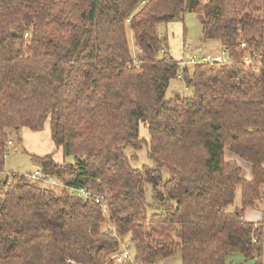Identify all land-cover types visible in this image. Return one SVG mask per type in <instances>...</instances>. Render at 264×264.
Masks as SVG:
<instances>
[{
    "label": "trees",
    "instance_id": "1",
    "mask_svg": "<svg viewBox=\"0 0 264 264\" xmlns=\"http://www.w3.org/2000/svg\"><path fill=\"white\" fill-rule=\"evenodd\" d=\"M263 6L0 0V176L22 128L48 127L61 158L35 157L37 177L0 178V264H114L126 243L136 264L178 253L181 264L234 253L262 264L264 223L244 215L264 195ZM188 12L222 43V62L183 68L170 55L160 28ZM178 77L190 93L167 97ZM144 148L151 166L137 168L127 150ZM226 152L252 166L251 181Z\"/></svg>",
    "mask_w": 264,
    "mask_h": 264
},
{
    "label": "rangeland",
    "instance_id": "2",
    "mask_svg": "<svg viewBox=\"0 0 264 264\" xmlns=\"http://www.w3.org/2000/svg\"><path fill=\"white\" fill-rule=\"evenodd\" d=\"M208 0H201L203 4H206ZM264 16V6L263 14ZM162 34L167 35L170 46V55L179 62H182V67H193L194 64L189 62L186 53L196 54L199 56L198 61H202L203 57H215L221 56L222 59H226L225 48L220 41L205 40L202 34V24L199 16L195 12L182 13L179 19L170 23L168 26H162L160 28ZM128 38L130 42L133 58L138 56V50L136 49L132 32H128ZM195 52H198L195 53ZM187 63V65H184ZM182 74V73H181ZM181 78V77H180ZM175 93L189 94L190 89L185 86L181 79L172 82L167 97H172ZM140 135L142 138L149 139L148 130L145 126H141ZM13 144L9 145L10 151L6 161V173L0 178H5L6 174H27L36 175L41 172L42 164L35 159V157H45L50 154L52 144L54 145L50 130L46 127L41 132H33L29 129L22 128L21 130L14 131L12 136ZM51 144V145H50ZM27 153H25V152ZM127 154L131 158L132 164L137 168H142L145 165H150L147 159V152L145 148L142 151H135L128 149ZM55 157L59 160L60 153H54ZM137 156V157H135ZM67 162L71 159L67 158ZM240 196V191H238ZM238 196V200L240 197ZM237 200V202H238ZM264 201V195L261 202ZM260 202V203H261ZM264 207V204H263ZM128 244V243H126ZM182 259L180 253H178L173 259L162 260L160 264H181ZM251 264L250 262H248ZM257 264V262L253 263ZM264 264V257L262 260Z\"/></svg>",
    "mask_w": 264,
    "mask_h": 264
},
{
    "label": "crops",
    "instance_id": "3",
    "mask_svg": "<svg viewBox=\"0 0 264 264\" xmlns=\"http://www.w3.org/2000/svg\"><path fill=\"white\" fill-rule=\"evenodd\" d=\"M185 55H186V57H189V53H186ZM52 149L53 150L50 152V154H53L56 150L55 145H53V144H52ZM225 158L227 161L236 162L242 168V171H243L242 177L244 179H246L248 181L252 180V178H253L252 166L249 163L241 160L239 157H237L235 154H233L231 152H226ZM55 160L57 162H60L61 158L58 160L55 157ZM263 204H264V201L259 203L258 208H247V210L245 211V215H244L245 221L250 222V223H254V224L264 223V207H263ZM263 231H264V225H263ZM263 257H264V250H263L262 260H263ZM226 262H227V264H249L248 262H250L251 264L255 263L254 260L246 261L244 256L240 253L231 254L227 258Z\"/></svg>",
    "mask_w": 264,
    "mask_h": 264
},
{
    "label": "built area",
    "instance_id": "4",
    "mask_svg": "<svg viewBox=\"0 0 264 264\" xmlns=\"http://www.w3.org/2000/svg\"><path fill=\"white\" fill-rule=\"evenodd\" d=\"M195 53L198 54V52H195ZM198 59H199V56L198 55H196V54H189V57H188L189 62H187V63H190V64L192 63V64L195 65V64H198V63H212V62H222L223 61V59H222L221 56H215L213 58L210 57V56H207L206 58L203 57L202 58V61H200V62L198 61ZM187 63H184V65H187ZM11 144L12 143L10 142V145ZM39 175H40V173L34 175V177H37ZM78 195L79 196H83V197H85L87 199H90L93 196L91 193H89V192H87L85 190L78 191ZM94 199H95V202L96 203L100 204V203L103 202V200L105 198H104V196H95ZM123 248L124 249L121 252V254L116 255V256L113 257L114 264H136V262L134 260V256L132 254V251L129 248V245L128 244H125L123 246Z\"/></svg>",
    "mask_w": 264,
    "mask_h": 264
}]
</instances>
